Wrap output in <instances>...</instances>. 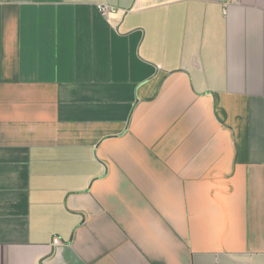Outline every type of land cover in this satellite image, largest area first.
<instances>
[{
	"label": "crops",
	"instance_id": "0c3cea01",
	"mask_svg": "<svg viewBox=\"0 0 264 264\" xmlns=\"http://www.w3.org/2000/svg\"><path fill=\"white\" fill-rule=\"evenodd\" d=\"M0 264H264V0H0Z\"/></svg>",
	"mask_w": 264,
	"mask_h": 264
},
{
	"label": "built area",
	"instance_id": "2783aa9c",
	"mask_svg": "<svg viewBox=\"0 0 264 264\" xmlns=\"http://www.w3.org/2000/svg\"><path fill=\"white\" fill-rule=\"evenodd\" d=\"M229 2H231V0H222V3L224 6H226ZM97 9L99 10V12L106 18L109 19L111 14L113 13L112 9L108 6V5H104V4H98L97 5ZM53 244L57 245L59 244V240L58 239H54L53 240Z\"/></svg>",
	"mask_w": 264,
	"mask_h": 264
}]
</instances>
